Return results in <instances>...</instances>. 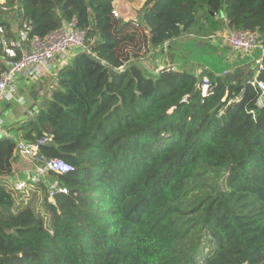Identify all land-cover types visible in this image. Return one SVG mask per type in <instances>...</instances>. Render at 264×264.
Returning a JSON list of instances; mask_svg holds the SVG:
<instances>
[{"label":"trees","instance_id":"1","mask_svg":"<svg viewBox=\"0 0 264 264\" xmlns=\"http://www.w3.org/2000/svg\"><path fill=\"white\" fill-rule=\"evenodd\" d=\"M119 1L0 2L5 38L23 19L42 38L74 18L87 47L18 138H0V264H264V108L249 83L264 60L256 75L201 41L248 30L264 48V0H145L135 22L113 17ZM42 139L36 165L73 170L25 199L4 178L17 142ZM52 181L66 194L50 197Z\"/></svg>","mask_w":264,"mask_h":264},{"label":"built area","instance_id":"2","mask_svg":"<svg viewBox=\"0 0 264 264\" xmlns=\"http://www.w3.org/2000/svg\"><path fill=\"white\" fill-rule=\"evenodd\" d=\"M116 7L112 11L114 18H120ZM4 11L8 12L9 8L4 7ZM130 20L136 21L135 18ZM76 20L73 18L69 23L63 25L62 28L53 31L46 36L39 38L37 36L29 37L31 31V22L23 19L20 27L16 32L15 39H7L4 37V30L0 26V49L1 59L4 69L0 72V103L3 100H9L11 85L19 74L26 73L27 75L35 76L37 73L40 76L39 68L47 65L54 59L62 56L69 51H85V31L76 27ZM226 41L234 52L241 55L251 56L255 51L260 54L255 59L258 69L256 75L262 70V62L264 60V48L256 34L245 30H226ZM27 46V48H24ZM17 52L20 56H17ZM250 85L257 87L259 95L256 101L258 108H264V81L257 80L254 77ZM207 90L206 80L203 84V95ZM49 140V139H48ZM46 139L39 140L37 143H27L25 141L17 142V151L20 157L28 159V161H35L39 146L42 145ZM73 170V167L60 159H52L43 166H35V171L29 178L31 183H36L39 179L46 177L49 171H55L60 174H65ZM25 186L26 183L22 181L19 183ZM17 186V185H15ZM54 193H64L66 190L53 183L50 186V197Z\"/></svg>","mask_w":264,"mask_h":264},{"label":"crops","instance_id":"3","mask_svg":"<svg viewBox=\"0 0 264 264\" xmlns=\"http://www.w3.org/2000/svg\"><path fill=\"white\" fill-rule=\"evenodd\" d=\"M13 26L14 27L12 31L17 32V25L13 24ZM24 48H27V46H24ZM72 54V52L66 53L54 59L47 65L40 67L38 69L40 72V76L38 73L35 76L23 73V75H19L15 78L10 89V99L3 100L0 103V138H18L16 130L22 125V123H24L32 115H34L36 109L38 108V105L42 102L43 98L47 94V91L52 84V81L54 80L56 72L71 58ZM258 55L259 53H254L251 55V58L253 59ZM1 57L2 56H0V62H2ZM35 78L41 80L33 81L31 83L30 80H35ZM20 159L28 161V159L23 157H19V160ZM17 165H19V162L13 165L12 175L8 178H4L6 182L16 184L17 181L21 180L18 177V172H16V168H18Z\"/></svg>","mask_w":264,"mask_h":264},{"label":"rangeland","instance_id":"4","mask_svg":"<svg viewBox=\"0 0 264 264\" xmlns=\"http://www.w3.org/2000/svg\"><path fill=\"white\" fill-rule=\"evenodd\" d=\"M4 0H0V2H3ZM144 3V0H130V1H126V3L120 1L116 4V7L118 8V14L120 16L119 19H123L125 21H129L131 18H135L138 14V11L141 9L142 5ZM14 32V31H13ZM226 30L221 31L220 33H218L216 36L210 37V39L208 40H202V42L205 41H209L210 42V49H216L215 52H217V50L219 48L225 47V45H227V41H226ZM190 37V36H189ZM198 43V45H201V43ZM168 46H164L162 51H165L167 49ZM184 49V50H183ZM182 50L185 51L187 50V48L182 47ZM75 51V50H74ZM74 51H69V52H74ZM182 51V53H183ZM231 52H229L227 54L228 59H231L232 61L236 60V56L238 57H242V59H248V61H252L255 59V57L252 59L251 56L249 58L245 57L244 55L238 54L237 52H234L233 50L230 49ZM68 52V53H69ZM256 52V51H255ZM152 52L147 53V55L141 60L143 62L144 65H146L149 69H152V66L150 65V56H151ZM170 60V59H169ZM158 64L160 63L159 60ZM169 63V62H168ZM195 61L191 60L190 64H194ZM164 64L166 65V63L164 62ZM2 65V64H1ZM165 67H170L171 69H174V67L172 66V64H167ZM162 68H164L162 66V64L157 65V70L160 71ZM19 75H23V74H19ZM18 75V76H19ZM41 79L35 78V80H30V82L32 83L33 81H40ZM19 165L18 168H16V172H18L19 174V178L21 179L20 181H17L14 186V189L17 192H23L25 199H32V197H34V195L36 197L41 195V190L39 188H37V186L35 185L37 182H39L40 180H44L46 182H48V179L45 177V179L41 178L39 179V181H37L36 183H31L29 181V176L32 174V172L34 173L35 171V166L36 163L34 161H25V160H19ZM23 171V172H22ZM21 181H24L25 186H22L19 183H22ZM55 183V181L49 182L48 183V187L50 189V186ZM206 247V246H205ZM207 251V248H204V252Z\"/></svg>","mask_w":264,"mask_h":264}]
</instances>
